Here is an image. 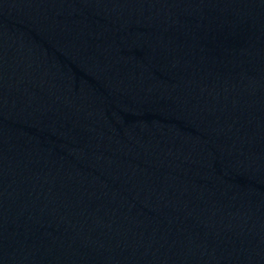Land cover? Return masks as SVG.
I'll return each instance as SVG.
<instances>
[{
  "label": "water",
  "instance_id": "1",
  "mask_svg": "<svg viewBox=\"0 0 264 264\" xmlns=\"http://www.w3.org/2000/svg\"><path fill=\"white\" fill-rule=\"evenodd\" d=\"M0 264H264V0H0Z\"/></svg>",
  "mask_w": 264,
  "mask_h": 264
}]
</instances>
